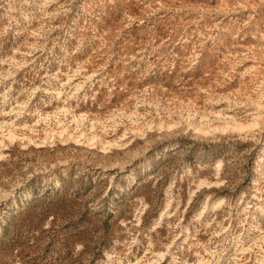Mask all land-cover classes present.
<instances>
[{
  "label": "rangeland",
  "instance_id": "374dc122",
  "mask_svg": "<svg viewBox=\"0 0 264 264\" xmlns=\"http://www.w3.org/2000/svg\"><path fill=\"white\" fill-rule=\"evenodd\" d=\"M0 264H264V0H0Z\"/></svg>",
  "mask_w": 264,
  "mask_h": 264
}]
</instances>
